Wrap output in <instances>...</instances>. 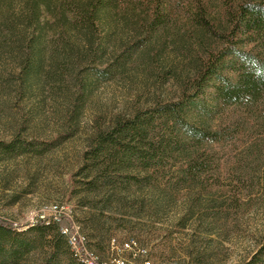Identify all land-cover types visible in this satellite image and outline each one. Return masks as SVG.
<instances>
[{"label": "rangeland", "instance_id": "rangeland-1", "mask_svg": "<svg viewBox=\"0 0 264 264\" xmlns=\"http://www.w3.org/2000/svg\"><path fill=\"white\" fill-rule=\"evenodd\" d=\"M25 1H0V142L17 136L46 148L19 156L0 154V218L25 226L59 204L105 261L111 259L110 238L119 243L134 238L147 256L124 253L127 264H243L264 238V165H250L246 149L264 142V125H259L264 108L257 120L243 116L244 125L254 131L230 134L229 140L215 145L212 171L203 180L207 188L181 186L180 163H175L168 178L130 188L121 203L113 202L101 216L95 211L99 198L82 189L74 193L72 176L81 154L95 129L106 127L115 115L146 107L156 97H174L176 82L158 76L171 68L182 74L183 58L166 44L153 67L132 59L123 70L93 80L80 71L86 65L83 56L77 59L64 51V45L83 49L81 36L74 30L62 33L55 20L44 25L41 71L25 77L13 47V41L20 46L36 29L26 18ZM45 18L46 13H40V23ZM131 36L127 30L116 31L100 61L112 62ZM229 116L222 124L231 129ZM90 215L100 216L102 236L91 231Z\"/></svg>", "mask_w": 264, "mask_h": 264}, {"label": "trees", "instance_id": "trees-1", "mask_svg": "<svg viewBox=\"0 0 264 264\" xmlns=\"http://www.w3.org/2000/svg\"><path fill=\"white\" fill-rule=\"evenodd\" d=\"M25 6L26 18L36 29L29 40L21 39L20 46L13 41L25 77L41 71L44 25L55 20L62 33L74 30L81 36L83 49L64 45V51L77 59L83 56L86 65L80 71L93 80L123 70L132 59L153 67L166 44L183 58L182 74L171 68L158 76L160 81L176 82L174 97H156L146 107L115 115L106 127L95 129L81 154L72 176L74 193L82 189L99 198L97 214L103 216L113 202L121 203L130 188L168 178L175 163H180L181 186L207 188L203 180L212 171L215 145L229 140L230 134L254 131L245 126L243 116L257 120L264 108V0H26ZM42 12L47 16L43 24ZM119 30L132 36L120 46V54L104 64L100 59ZM82 90L77 102L82 100ZM227 115L231 129L222 124ZM45 148L17 136L0 142V154L10 157ZM246 149L250 165H264V142ZM99 217H89L90 229L98 237L103 235V228L97 226ZM76 227L87 251L99 264L107 262L90 247L83 228ZM114 239L108 240V252ZM129 240L141 249L134 238ZM124 253L147 256L146 250ZM0 264L87 263L75 256L54 222L20 226L0 218ZM243 264H264V238Z\"/></svg>", "mask_w": 264, "mask_h": 264}, {"label": "built area", "instance_id": "built-area-1", "mask_svg": "<svg viewBox=\"0 0 264 264\" xmlns=\"http://www.w3.org/2000/svg\"><path fill=\"white\" fill-rule=\"evenodd\" d=\"M47 213L48 214L45 216L39 215L34 222H31L27 225L34 224L39 220L47 221L48 219H55V224L59 226L60 233L70 234L72 244L74 245L75 256L87 263L99 264L97 257L94 254L86 253L84 237H82L79 233H76V228L72 225V221L69 220V213H67V210L64 206L54 204V206L50 208ZM64 220L68 221L67 226L62 225V222ZM110 246L112 251L111 259L101 264H127V261L123 257L124 252H135L138 254L145 253V249L133 248L132 240L123 242L121 245H118L114 239L111 241ZM142 264H150V262L144 261Z\"/></svg>", "mask_w": 264, "mask_h": 264}, {"label": "bare ground", "instance_id": "bare-ground-1", "mask_svg": "<svg viewBox=\"0 0 264 264\" xmlns=\"http://www.w3.org/2000/svg\"><path fill=\"white\" fill-rule=\"evenodd\" d=\"M45 222V224L49 223V222H54L55 223V219H48L47 221H43ZM35 224V223H34ZM32 225V224H30ZM76 233H79L77 230H76ZM64 236H66L67 240H68V243L70 244V246L72 247V249L74 250V245L72 244V239L70 237V234H63ZM81 235V234H80ZM82 236V235H81ZM83 237V236H82ZM84 242H85V239H84ZM132 247L133 248H136V244L135 242L132 241ZM85 250H86V253L88 254H91L87 251L86 247H85ZM85 262V261H84ZM87 263V262H86ZM87 264H90V263H87Z\"/></svg>", "mask_w": 264, "mask_h": 264}]
</instances>
